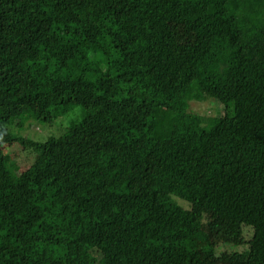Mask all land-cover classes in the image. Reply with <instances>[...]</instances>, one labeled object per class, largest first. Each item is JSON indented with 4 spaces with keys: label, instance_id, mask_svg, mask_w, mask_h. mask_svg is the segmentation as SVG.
Returning <instances> with one entry per match:
<instances>
[{
    "label": "trees",
    "instance_id": "obj_1",
    "mask_svg": "<svg viewBox=\"0 0 264 264\" xmlns=\"http://www.w3.org/2000/svg\"><path fill=\"white\" fill-rule=\"evenodd\" d=\"M225 260L264 264V0H0V264Z\"/></svg>",
    "mask_w": 264,
    "mask_h": 264
},
{
    "label": "rangeland",
    "instance_id": "obj_2",
    "mask_svg": "<svg viewBox=\"0 0 264 264\" xmlns=\"http://www.w3.org/2000/svg\"><path fill=\"white\" fill-rule=\"evenodd\" d=\"M173 31L175 32L176 36L178 37L179 41L182 42V41H185V38L186 37L183 33V31L181 30V28H178V27H173ZM184 36V37H183ZM192 40H187V42H191L194 40V37L192 35H189ZM211 101H214L215 104H212V103H202V104H199V103H193L191 105V108L193 109L194 112L196 113H199L201 115H206V116H210V115H219L220 112H219V109L217 106H219L220 104L217 103L215 100H211ZM218 104V105H216ZM222 107V106H221ZM79 117H80V114H81V108H77L76 111H75ZM78 116H71L69 121H68V124L70 122V120H76V117ZM48 128V127H47ZM57 127L55 126L54 129H56ZM48 132H54L53 130H51L50 128L47 129ZM38 131V135L36 138H39L40 139V135L41 136H46V132L45 129H41L40 130H37ZM182 205L184 207H188L186 203H182ZM216 223V225H215ZM214 227L215 230L214 231H219V233H221L222 235H226V236H230V238H232L236 243L241 241L240 240V237L243 236L244 238L247 236L249 237V235L251 234V232L245 230V233L243 232V227L239 226V225H235L231 222H228V221H223L222 219H216V221H214ZM243 232V233H242ZM235 248H238V247H235V246H232V249H235ZM236 250V249H235ZM238 251H241V249H239ZM225 262L227 264H230L229 260H225Z\"/></svg>",
    "mask_w": 264,
    "mask_h": 264
}]
</instances>
